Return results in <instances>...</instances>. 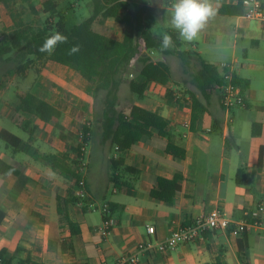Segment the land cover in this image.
Returning a JSON list of instances; mask_svg holds the SVG:
<instances>
[{
	"label": "crops",
	"instance_id": "obj_1",
	"mask_svg": "<svg viewBox=\"0 0 264 264\" xmlns=\"http://www.w3.org/2000/svg\"><path fill=\"white\" fill-rule=\"evenodd\" d=\"M260 1L264 9V0ZM30 2L36 5L40 17L43 13L40 0ZM30 2L17 0L9 7L0 4L5 25H11L12 22L14 25V20L9 24L6 22L13 9ZM173 2L165 0L157 10L149 4L157 18L156 25H165L170 19ZM211 2L214 15L198 33L191 48H184L181 39L182 50L200 54L205 61L218 68L221 76L228 73L223 65L231 64L233 74L249 82V88L244 91L246 106L225 111L217 86L204 94L197 88L198 92L194 90L191 80L184 77L186 73L181 63L178 65L183 75L174 72L166 60L171 61L176 56H161L157 60L153 58L168 63L173 80L166 85L151 84L141 98L142 103L133 104L156 111L167 120L170 138L186 151L184 159L169 155L166 152L168 138L156 131L125 153L117 152L109 144L103 145L102 107L93 116L87 117L85 112L81 117L73 112V108L78 105L77 101L72 103L76 98H71L69 101L72 104L62 109L55 101L39 97L54 104L61 112L58 119L41 122L35 116L18 111L20 99L32 92L21 93V87L17 85V90L13 91V81L6 84L0 81V134L4 130L13 133L6 128L7 123L21 128L26 134L22 138L13 133L22 140L17 150L0 137L3 141L0 142V159L21 172L20 176L0 173V209L5 210L0 224V254L6 261L11 264H116L120 257L136 252L140 244L151 242L157 245L178 226L219 209L231 220L240 222L258 219L261 226L250 229L239 238L224 231H212L204 241L182 246L176 251L144 253L139 264H264V210H259L260 206H264V17L250 20L243 16L220 15L218 10L221 6L235 4L236 0ZM161 10L165 11L168 18ZM99 19L96 22L102 23L103 20ZM110 20H105L106 27L111 25ZM3 25L0 22V27ZM168 29L172 28L166 27L164 33ZM123 34L124 28H120L115 36L104 35L122 40ZM140 43L144 46L143 41ZM140 49L145 51V48ZM176 63L177 60L174 66ZM136 64L137 60L134 59L130 69H134ZM73 73L71 83L78 90ZM135 76L131 73V77ZM122 80L118 109L126 112L133 106L130 105L131 79L124 77ZM123 85L126 86L124 90ZM167 91L182 101L188 99L186 91H192L207 111L192 124L191 101L183 107L169 104ZM83 95L92 103L94 94ZM86 121L91 122V133L86 143L88 167L82 176L92 201L98 206L113 204L110 216L113 226L107 236L101 231L103 214L92 211L87 206L88 202L79 201L68 207L70 219L79 233L72 234L69 225H62L57 198H68L69 191L74 192L75 186L54 173L49 164L52 154L69 153L73 159L71 149L77 147L80 140L74 146L71 141L64 139L65 135L78 138ZM255 124L259 125L255 128L259 133L257 135H253ZM95 140L99 147L98 156H93V150L88 152ZM41 146L45 149L40 150ZM47 149L52 151L47 153ZM19 153L21 155L16 157ZM96 158L105 162L107 173L104 182L94 180ZM112 159L124 162V167L118 171L121 188L115 187L110 180ZM125 167L135 169L136 173L126 171ZM240 169H244L247 175L243 185L236 182ZM177 175L181 176L180 191L173 203L162 202L151 196L158 178L173 179ZM149 227L155 228L154 234L148 233Z\"/></svg>",
	"mask_w": 264,
	"mask_h": 264
},
{
	"label": "trees",
	"instance_id": "obj_2",
	"mask_svg": "<svg viewBox=\"0 0 264 264\" xmlns=\"http://www.w3.org/2000/svg\"><path fill=\"white\" fill-rule=\"evenodd\" d=\"M17 0H0V4L9 7ZM30 2L31 0H23ZM245 1L236 0L235 4L223 5L218 13L224 16H242L246 11ZM43 13L48 15L41 27L32 23L24 22L22 19L15 20L14 27L10 33L9 40L0 44V55L6 56L16 53L19 58H25V62L19 63L14 73L27 76L29 69L35 60H49L53 63L74 72V80L79 91L86 95L94 96L105 91L101 118V142L116 148L119 153H125L143 138L150 136L156 131L160 136L168 138L166 152L176 159H184L186 151L177 146L167 132V120L156 111H150L137 105H133L126 112L118 109L119 90L122 84L120 76L124 71L130 69L131 62L136 59L140 65L136 76L129 80L130 91L140 98L145 96L151 84L166 85L173 80L170 66L165 61H155L153 54L162 57L176 56L184 68L186 74L191 77L192 84L203 94L212 90L215 86H221L226 82V76H221L218 68L207 61L198 53L182 50V41L179 33L168 29L167 34L172 37L173 44L166 50L161 51L162 37L155 35L152 28L157 24V18L149 6L148 0H93V11L90 17L81 23L68 28L66 18L58 11V3L55 0H40ZM30 11L37 15L36 5L30 2ZM101 18L111 19L123 26L124 34L122 40L110 38L93 29V24ZM55 32H60L68 37V42L59 44L50 55L39 51L45 39ZM140 41H143L145 51H141ZM74 45L79 46V51L69 55L68 51ZM11 57L7 58L10 61ZM232 81L240 85L244 91L249 88V82L236 77L233 74ZM2 83H0V88ZM186 100L175 99L171 91H167L166 99L169 104L183 107L189 100L192 108V124L198 117L207 111L206 106L196 98L192 91H186ZM18 111L38 118L39 121L48 123L61 116L57 107L41 99L32 93L26 94L20 99ZM258 124L253 126V135L259 134L255 131ZM85 132L91 129L85 128ZM1 139L14 149H18L22 140L9 131H2ZM89 136L85 137L87 143ZM81 145L71 149L73 159L68 153H58L49 156V164L54 173L66 178L76 186L82 178L78 167V153ZM111 182L115 187L121 188L122 182L118 171L124 167L123 161L111 160ZM126 171L136 173L135 169L125 167ZM0 173L20 176L21 172L15 166L0 159ZM246 171L240 169L237 173L236 182L243 185L246 182ZM180 175L173 179L158 178L156 187L151 190V196L159 201L173 203L177 193L180 191ZM80 200L69 191L68 198L58 197V213L62 225H69L72 234L79 233V229L71 221L68 207L78 203ZM108 218L112 215L113 204H109ZM5 216V210L0 209V224ZM105 218V216H104ZM1 264H11L0 254ZM31 264V263H30Z\"/></svg>",
	"mask_w": 264,
	"mask_h": 264
},
{
	"label": "rangeland",
	"instance_id": "obj_3",
	"mask_svg": "<svg viewBox=\"0 0 264 264\" xmlns=\"http://www.w3.org/2000/svg\"><path fill=\"white\" fill-rule=\"evenodd\" d=\"M57 1H58V11L60 14L65 16L66 25L68 28H72L73 26L81 23L83 20L90 17L93 11V0H57ZM164 1L165 0H148V3L157 10L158 8L163 6ZM160 12L165 16V18H168L165 11L161 10ZM14 18L15 20L22 18L27 23H32L36 27H41L44 25L46 19L48 18V15L41 13L40 17L38 15L34 16L30 11L29 3H28L23 7L19 6L18 8L13 9L12 13H10V16L6 18L7 24L11 23L12 20H14ZM0 19L3 20L1 14H0ZM169 21L170 19L166 22L165 25L163 24L155 25L152 28V32L155 35L162 37L165 32V28L170 27ZM0 22L1 24L4 25L6 24L4 20ZM105 22H106L105 20H103L102 23L96 22L95 30L98 32H102L106 35L115 36L117 33H119L120 28H123L119 24L115 23L113 20H110L111 25L110 26L108 25L109 27L105 26L104 24ZM4 25L0 27V44L2 42H6L9 40L10 33L14 27L13 22L11 23V25H5V26ZM196 40L197 37L192 41L183 40L184 48H188V47L191 48V45L195 43ZM141 48L144 49V46L141 45ZM152 56L155 60L161 57L160 55L157 54ZM9 57H11V60L7 61V58ZM166 60L171 65V68L174 70V72L177 71L180 72V74L182 73L181 75H183L181 67L178 65L180 64V62L177 58L171 59V61L168 59ZM175 60H177L178 63H176L174 66ZM23 62H25V58L21 59L17 57L16 53H12L6 56L0 55V81L1 80L5 81V84L7 82L13 81L14 86H11L13 91L17 90L16 85L17 87L20 86L21 88L19 89H21V93H27L31 91L33 94L37 95L38 97L48 99L50 101H55L56 104L59 105V107L62 109L67 108L72 103H75L77 101L78 105L73 108L74 109L73 112L77 115L80 114V116L84 115V113L87 112L86 116L90 117L96 114L98 111H100V108L102 107V100L104 99L106 92L102 91L98 95L94 96V99L91 103L90 100H87V98H85V95H83V93H81L80 91L76 90L73 87L71 80L73 78L74 73L71 68L56 66L49 60H43V61L35 60L33 62L32 67L28 71V75L24 77L22 75L14 73L17 65ZM177 66H178V70L176 69ZM139 67L140 65L136 64L133 67L134 69L126 70L120 76L122 78L126 77L127 79H132L133 77H131V73H133L135 76L136 73L138 72ZM184 77L186 78V80H191L189 74H186ZM191 86L194 88V90L198 92L195 86L193 85ZM124 88H126V86L123 85V90ZM130 94L132 96L130 98L131 101L130 105L136 103H142L143 99H141L136 94H132V93ZM71 98H76V99L75 101H72V103H70L69 100ZM119 108H122V106H120ZM6 128L22 138L26 136L25 132L21 128L14 127L10 123L6 124ZM64 139L66 141L68 140L71 141L72 145L74 146L78 144V139L80 140V144L82 140L79 134H78V138L76 136L65 135ZM0 142L3 141H1L0 139ZM39 149L42 150L45 148L41 146L39 147ZM11 150L12 148H10V151ZM91 150H93V156H98L99 147L96 140L93 143H91V145L88 148V152ZM51 151H52L51 149L46 150L47 153ZM20 155L21 154L19 153L16 155V157ZM106 173L107 170H106L105 162L100 158H96L93 169V175H95L96 177L94 180H103L104 182L106 178Z\"/></svg>",
	"mask_w": 264,
	"mask_h": 264
},
{
	"label": "built area",
	"instance_id": "obj_4",
	"mask_svg": "<svg viewBox=\"0 0 264 264\" xmlns=\"http://www.w3.org/2000/svg\"><path fill=\"white\" fill-rule=\"evenodd\" d=\"M246 11L242 15L243 17L250 20L263 19L264 9L260 0H247L245 1ZM224 68L228 69L226 74V82L217 86L220 90V102L221 106L225 111H230L235 107H245L246 106V97L244 89L235 84L233 79V66L231 64H224ZM85 128H91V122L86 121L84 127L79 132V136L82 139L81 148L78 153V167L80 168L81 173L83 174L88 167V161L86 158V143L84 139L87 136H90V132H85ZM74 196L82 202H88L87 206L92 211H100L104 218V225L102 228V233L104 235H109L112 230L113 222L111 218L107 217L109 212V206L103 204L98 206L95 201H92L87 190V183L85 178L79 180L78 184L75 186ZM259 210H264V206H260ZM261 226L260 220L255 219L254 221H235L227 218L225 214L219 210L215 209L208 214L195 218L187 224L178 226L169 237H167L163 242L154 245L149 242L146 244H140L136 252L126 254L120 257L116 264H139L140 257L144 253H169L172 251L178 250L182 246L189 244H194L205 240L206 235L212 231H224L232 235L233 237L239 238L242 237L252 228H259ZM155 228L149 227L148 233L154 234ZM1 264V262H0Z\"/></svg>",
	"mask_w": 264,
	"mask_h": 264
},
{
	"label": "clouds",
	"instance_id": "obj_5",
	"mask_svg": "<svg viewBox=\"0 0 264 264\" xmlns=\"http://www.w3.org/2000/svg\"><path fill=\"white\" fill-rule=\"evenodd\" d=\"M214 15L211 0H174L171 4V16L169 26L179 33V38L192 41L205 27L208 19ZM68 42V37L60 32H55L47 37L40 46L42 53L52 54L59 44ZM173 44L172 37L164 33L161 40L160 50L166 51ZM79 51V46L74 45L68 54L72 55Z\"/></svg>",
	"mask_w": 264,
	"mask_h": 264
}]
</instances>
